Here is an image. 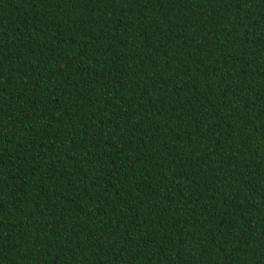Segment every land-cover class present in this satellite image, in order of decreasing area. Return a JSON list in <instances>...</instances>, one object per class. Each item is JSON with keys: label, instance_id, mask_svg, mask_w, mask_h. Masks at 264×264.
<instances>
[{"label": "trees", "instance_id": "obj_1", "mask_svg": "<svg viewBox=\"0 0 264 264\" xmlns=\"http://www.w3.org/2000/svg\"><path fill=\"white\" fill-rule=\"evenodd\" d=\"M0 264H264V0H0Z\"/></svg>", "mask_w": 264, "mask_h": 264}]
</instances>
